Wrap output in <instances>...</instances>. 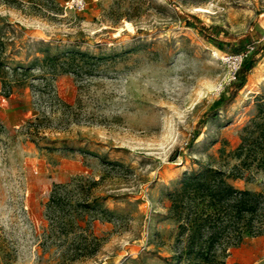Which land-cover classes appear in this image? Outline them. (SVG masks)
Instances as JSON below:
<instances>
[{
  "label": "rangeland",
  "instance_id": "1",
  "mask_svg": "<svg viewBox=\"0 0 264 264\" xmlns=\"http://www.w3.org/2000/svg\"><path fill=\"white\" fill-rule=\"evenodd\" d=\"M64 1L0 0V264H175L184 172L264 196V0ZM240 53L244 85L199 125ZM251 249L264 226L220 259Z\"/></svg>",
  "mask_w": 264,
  "mask_h": 264
},
{
  "label": "trees",
  "instance_id": "2",
  "mask_svg": "<svg viewBox=\"0 0 264 264\" xmlns=\"http://www.w3.org/2000/svg\"><path fill=\"white\" fill-rule=\"evenodd\" d=\"M199 28L202 32L211 30L204 25ZM75 54H79L82 60H94L91 55L74 51H68L66 56L73 61ZM255 62L254 53L242 60L234 78L228 84V91H221L214 99L199 125L206 122L208 117L214 116L222 101L229 100L244 85ZM68 64L72 65V62ZM198 135L199 131L196 129L189 143ZM247 140L243 137L242 143L237 147L239 151L249 143ZM233 176L238 175L234 173ZM227 177L225 171L207 165L199 171L184 172L177 187L168 193L170 211L178 229L172 256L175 264H181L183 260L186 261L185 264H223L220 258L226 257L232 248L242 242L245 235L261 233L264 226L263 194L237 189L228 182ZM48 203L50 209L55 211L61 206V198L54 191L50 194ZM57 219L58 216L54 215V224ZM182 241L184 244L180 245Z\"/></svg>",
  "mask_w": 264,
  "mask_h": 264
},
{
  "label": "crops",
  "instance_id": "3",
  "mask_svg": "<svg viewBox=\"0 0 264 264\" xmlns=\"http://www.w3.org/2000/svg\"><path fill=\"white\" fill-rule=\"evenodd\" d=\"M5 109L0 107V117L4 118ZM240 253L235 256H241V258H234L236 261L244 263H232V264H264V249H251L247 251L239 250Z\"/></svg>",
  "mask_w": 264,
  "mask_h": 264
},
{
  "label": "built area",
  "instance_id": "4",
  "mask_svg": "<svg viewBox=\"0 0 264 264\" xmlns=\"http://www.w3.org/2000/svg\"><path fill=\"white\" fill-rule=\"evenodd\" d=\"M63 6L67 10L80 11L85 6V0H65ZM246 55H247V53L229 55L228 58H230V59H232L234 61V66H233L232 72H231V79L234 78L235 72L239 68L242 60L245 58Z\"/></svg>",
  "mask_w": 264,
  "mask_h": 264
}]
</instances>
